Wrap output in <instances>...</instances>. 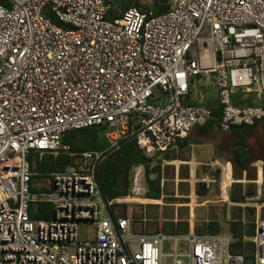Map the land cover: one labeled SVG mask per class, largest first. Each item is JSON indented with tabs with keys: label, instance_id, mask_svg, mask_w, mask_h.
<instances>
[{
	"label": "built area",
	"instance_id": "built-area-1",
	"mask_svg": "<svg viewBox=\"0 0 264 264\" xmlns=\"http://www.w3.org/2000/svg\"><path fill=\"white\" fill-rule=\"evenodd\" d=\"M107 2L0 1V264H264V204L251 207L254 231L240 251L227 233L143 232L145 222L116 213L158 203L145 197L142 165L127 195L105 201L97 182L100 162L128 137L153 158L210 120L225 133L264 119V0H170L164 13L132 5L113 19ZM203 76L213 107L192 92ZM237 94L257 105H234ZM94 126L105 128L103 150L76 154L63 142ZM61 153L73 163L36 170ZM213 181L230 203V163ZM39 204L51 218L32 217ZM80 226H91L83 241Z\"/></svg>",
	"mask_w": 264,
	"mask_h": 264
},
{
	"label": "trees",
	"instance_id": "trees-1",
	"mask_svg": "<svg viewBox=\"0 0 264 264\" xmlns=\"http://www.w3.org/2000/svg\"><path fill=\"white\" fill-rule=\"evenodd\" d=\"M0 1L2 2V0ZM165 2L166 0L159 3L153 2L151 6V13L157 15L166 12L169 8V4ZM107 3H109V0ZM128 7H130V1L121 0L120 11L123 12ZM47 15L54 23L56 22L50 14ZM107 18H114L111 9L108 11ZM232 101L236 106L257 105L253 102L252 96L243 100L240 94L234 95ZM207 104L211 107L214 106L213 102ZM214 123V120H210L203 128L210 130L215 129ZM259 128L262 130L264 129V119L255 120L251 125L243 124L239 126H232L227 132L235 138V141L233 142L231 162L233 164V170L237 169L239 171V176H236L233 173L234 177H242L243 172H245L246 179L248 181H254L256 179L255 169L252 167V164L256 161V159L254 158L253 149L249 143V138ZM104 130L105 128L102 126H94L78 131L68 132L64 135L63 142L67 143L70 146L71 151L76 154L86 151L103 150L106 146L103 137ZM73 160V157L64 153H61L56 157L43 155L41 160L36 162V170L43 174L59 172L62 171L67 165L72 164ZM257 160H262L264 162V153L263 155L259 156ZM137 165H142L145 170V197L152 200H159L162 198L163 188L161 186L162 178L160 163L155 164L154 158H147L142 153V151L139 150L135 137L131 136L122 142L119 151L107 154L97 168V182L100 187L102 197L105 201H110L114 198L124 196L129 193L131 188V173L133 168ZM262 174H264V167L262 168ZM181 177L186 178L187 176L182 175ZM215 177H218V172L215 173ZM234 179L239 180L241 178ZM36 181L37 177H33V182ZM263 191L264 186L262 192ZM196 192L200 194L199 190ZM184 199L180 198L179 200L170 201H188L187 198ZM230 199L233 203L243 202V200H241L236 193L231 195ZM260 202L264 204V197L260 200ZM37 209L40 215L35 216L32 214V217L41 219H49L52 217L53 211L49 204H39L37 205ZM113 209L116 213H118L115 208ZM121 215L131 218L133 222L138 220L133 214L128 215L122 212ZM164 216V221L161 224V229L163 232L168 234H179L191 231L188 228L187 222L181 220L175 221L171 218L172 215L164 214ZM262 216L264 217V213ZM157 226V219L154 218L153 230L151 229L150 222H145L142 231L153 232L157 230ZM253 231L254 219L249 215L243 219L241 215H239L238 217L229 221L225 232L223 231L222 225L218 220H209L207 223L203 224L202 227L196 228L193 232L198 234H230L235 239L234 247L242 251L247 246V244L243 242L244 237H251L253 235Z\"/></svg>",
	"mask_w": 264,
	"mask_h": 264
},
{
	"label": "rangeland",
	"instance_id": "rangeland-1",
	"mask_svg": "<svg viewBox=\"0 0 264 264\" xmlns=\"http://www.w3.org/2000/svg\"><path fill=\"white\" fill-rule=\"evenodd\" d=\"M130 1V6L136 5L143 11L151 12V6L153 2H162L164 0H126ZM167 4H170V0H166ZM109 6L112 12L119 13L121 10V0H109ZM213 82V79L202 77L194 80V85L192 87V92L196 101L206 97V92L215 93L213 85L208 86V81ZM203 95V96H202ZM202 96V97H201ZM206 101V99H205ZM217 133H221L219 130H215ZM233 137L226 135L224 140L226 143L232 142ZM249 143L253 149V155L256 161L252 164V167L261 166L264 167V162L262 160H257V158L264 153V129L259 128L256 132L249 138ZM180 157L187 159L188 156H192L190 151L187 153L179 151ZM208 153H204L207 155ZM200 154H195L193 157H199ZM228 155V154H227ZM39 156V153L33 152L32 157ZM203 156V155H202ZM160 158V157H158ZM156 162V161H155ZM163 180H162V198L159 199L156 204L149 203H136L133 205H128L131 208V214L135 216L139 222H150L151 229L153 230L154 218L157 219L158 227L164 221V214L172 215V219L185 221L188 224V228L194 231L196 228H200L203 224L207 223L209 220H218L222 225L223 231L225 232L229 221H231L233 214L235 213V207L233 205L224 204L220 199V188L218 182L213 180V171H208L203 166L200 165H186L178 164L175 165H164L163 167ZM191 170H193L191 172ZM187 174V180H181L180 175ZM246 176V173H244ZM206 176V177H205ZM263 182L262 188L264 186V174L262 175ZM209 180L208 186L203 188L198 187V183H195L199 179ZM193 180V181H192ZM45 182L44 177H37V183ZM199 190L200 194L196 191ZM263 190V189H262ZM186 194V195H184ZM264 197V191L262 192V198ZM180 198H187L188 201H170L179 200ZM185 200V199H184ZM230 201V200H229ZM99 219L103 218V213L99 212ZM91 226H80L79 227V240L83 241L87 239L86 233ZM140 230V227L137 228ZM91 237V236H90Z\"/></svg>",
	"mask_w": 264,
	"mask_h": 264
},
{
	"label": "crops",
	"instance_id": "crops-1",
	"mask_svg": "<svg viewBox=\"0 0 264 264\" xmlns=\"http://www.w3.org/2000/svg\"><path fill=\"white\" fill-rule=\"evenodd\" d=\"M211 84L213 85V82L210 83V80L208 81V86L207 87H212ZM206 97L201 100L196 101V103H202L206 104L211 103L215 101V93L212 94L211 92H206ZM203 96V95H202ZM201 96V97H202ZM206 99V101H205ZM205 126V125H204ZM204 126H195L191 133L188 135L187 138L178 141L177 145L170 150L166 152H161L157 153L153 158H154V163H160L161 167V186H162V180H163V167L164 165H175V163L178 164H186V165H200L203 166L205 169L208 171H213V179L214 180H219L220 175L222 170L224 169L225 164L230 163L232 167V180L234 183L232 186L229 188L228 197L230 200V203H226L229 205H233L235 208V213L233 214V218L238 217L241 215V217L244 219L247 215L252 217L254 219V210L251 208L254 205L257 206H263L262 202L260 200L262 199V182H263V177H262V167L257 166L256 167V179L254 181H248L245 176V172H243L242 177H234L233 173L236 176H239V171L237 169L233 170V164L231 162V155L233 151V142L235 141V138L225 132L222 134L215 132V129H206L203 128ZM226 135H230L233 137L232 142L230 143L229 141L226 143L224 140ZM179 151L182 152H191L190 154L192 156H188L187 159H184L180 157ZM204 153H208L207 155H204ZM195 154H200L199 157H193ZM228 154V155H227ZM203 155V156H202ZM160 157V158H158ZM156 161V162H155ZM193 170H191L192 172ZM218 172V177H215V173ZM182 175L187 174H181L180 179L181 180H187L188 176L186 178H182ZM206 177V176H205ZM234 178H241L239 180H235ZM199 180H206L204 178L199 179ZM193 181V180H192ZM198 181V180H196ZM198 183L199 188H203L204 185ZM236 185V186H234ZM237 194V196L240 197L243 202L241 203H233L231 201V195ZM221 195V194H220ZM249 200V201H247ZM224 203V202H223ZM225 204V203H224ZM118 214L121 215L123 210L122 208H119ZM262 214L264 213V210L262 211ZM159 226V225H158ZM157 226V228H158ZM161 228V224H160Z\"/></svg>",
	"mask_w": 264,
	"mask_h": 264
},
{
	"label": "water",
	"instance_id": "water-1",
	"mask_svg": "<svg viewBox=\"0 0 264 264\" xmlns=\"http://www.w3.org/2000/svg\"><path fill=\"white\" fill-rule=\"evenodd\" d=\"M200 185V184H199Z\"/></svg>",
	"mask_w": 264,
	"mask_h": 264
}]
</instances>
